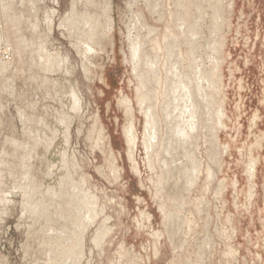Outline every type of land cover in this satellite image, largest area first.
Listing matches in <instances>:
<instances>
[{"label":"rangeland","instance_id":"rangeland-1","mask_svg":"<svg viewBox=\"0 0 264 264\" xmlns=\"http://www.w3.org/2000/svg\"><path fill=\"white\" fill-rule=\"evenodd\" d=\"M71 1L0 0V264L61 259V264H264V0H202L206 13L201 25L195 7L199 0H188L184 33L193 54L183 55L182 66L171 62L164 102L174 110L175 70L180 66L193 77L198 66L206 109L201 140L193 134L188 148V158L198 159L185 165L189 175L181 168L183 178L173 176L180 186H190L182 192L148 167L144 117L130 65L128 37L140 30L138 15L160 36L165 22L157 21L144 0H95L86 17L100 21L99 34L94 51L88 52L79 29L70 33L59 26L71 12ZM107 1L111 5L104 11ZM82 5L80 10L86 9ZM176 14L179 22L181 13ZM13 17H20L19 23ZM72 91L80 99L78 110L72 109ZM124 99L131 100L133 114ZM129 121L139 137L132 153L125 137ZM190 163L203 164L201 178ZM194 176L199 177L196 183L189 180ZM82 178L105 210L87 226L80 259L74 241L79 194L73 183ZM47 187L58 192V199L51 193L46 197ZM34 197L47 206L42 213L48 218L39 208L35 215L28 209ZM102 230L107 236L95 238ZM46 232L54 235L49 238Z\"/></svg>","mask_w":264,"mask_h":264},{"label":"bare ground","instance_id":"bare-ground-1","mask_svg":"<svg viewBox=\"0 0 264 264\" xmlns=\"http://www.w3.org/2000/svg\"><path fill=\"white\" fill-rule=\"evenodd\" d=\"M163 1L164 0H144V4L149 9V11L151 12V14L156 15L157 21H161L163 23L165 22V32H163V34L160 36L158 34V31L156 30L155 27H149L145 23L142 24V15L139 14L138 15V20L141 23L140 30L137 31L135 34H132V35L130 34L131 37L130 36L128 37V42H129V46L131 47L130 56H132V60H133L132 61V64H130V65L132 67L133 76L136 78V83H137V85L135 86L136 87L135 88V90H136V103H137V106H138L139 111L143 114L142 116L144 117V123H143L144 129H142L144 131H143V138H142L143 141L142 142L144 144V147L143 148H144L145 154L147 156L148 167L153 172L159 171L158 178L164 176V178L166 180L165 183H168L169 182V185H170V183L173 182L175 179L179 180L178 179L179 177H180V179L183 178V176H180L179 175L178 172H180V170L178 171V169H181V168L183 169L184 168V171H186L187 169H189V168L185 167V165H187V163H189L190 160L191 161L194 160V157L196 156V155L194 157L192 156L193 157L192 159L188 158V157H191V156L188 155V153L190 151V150H188L189 143L191 142L190 140H192V138H194L193 137V134L196 136L195 137L196 140H199L200 139V135H201L200 132H202L201 129L203 127L202 126V123H201L202 120H203L202 119V116H203L202 115L203 114L202 112H203V109H206V108H202L203 107L202 105L204 103H203V100H202V95L203 94H202V89H201V87H202V85H201L202 84L201 83V77H203L204 75L202 76L201 69L197 66L196 74L193 75V77H194L193 78L189 74L190 70H189V72H186L185 70H183L180 67V66L184 65L183 55L185 53H190V55L193 54V50H192V52H189L190 50H188L189 49V46L187 45V38H186V34L184 33V31L188 28V24H189L187 10H188V7L191 4H190V2L188 0H174V1H170L169 5L165 6L163 4ZM82 3H83L82 6H85L86 7V9H84V10H80V4H82ZM110 3H111V1L105 2V6L103 8L104 11H106V10H108V8H110V5H111ZM95 6H96L95 0H72L71 1V12L68 14V16H67L66 19H63V23L61 22L60 25H59V26H63L66 29H68L70 33L71 32L73 33L76 29H79L80 30V33L82 35L81 38H84L85 37V39H84L85 40L84 45H85V50L88 51V52L89 51H94L93 42L95 41L96 35L99 34L98 28H99L100 21L98 19H96V20L93 21L91 18L89 19L88 17H86L87 15H90L91 16V9H94ZM195 7H196L197 19H198L199 24L201 25V20L203 19L204 13H206V11H204L205 10L204 5L202 6V0H199L198 3H197V5H195ZM178 12L181 13V16H180V19L181 20L178 19L179 22L177 21V17L178 16L176 14ZM217 13H219V12L217 11ZM14 18L16 20L18 17L17 18L16 17H13V19ZM19 18H18V20H19ZM15 20L13 22H15ZM11 22H12V20H11ZM16 22H18V21L16 20ZM18 23H16V24H18ZM16 24L14 23L13 25H15V27H16ZM49 25H50L49 26V29H50V27H51V21L49 22ZM85 25H87V27H88L87 30H84L82 28ZM142 28H143L144 31H146V34L145 35H142ZM178 35H180V36H178ZM21 42H22V40L20 42L17 41L16 43H21ZM21 46H19V49H20ZM184 48H186L185 52H184ZM40 56H42V55H40ZM40 56H38V57H40ZM189 57H191V56H189ZM194 59H196V58H194ZM173 60H176V63L177 64H180L179 68H177L175 70V72L178 73V79L175 80V82H174L175 83V88H174V91L175 92H173L174 93L173 94L174 97H172V99L174 100V110L172 109L173 107L171 108L172 109L171 111H173V113H174V117H172L171 111L167 108V107L170 106V105L167 106L168 101H167V103H166V101L164 102L165 98L167 97V96H165L167 92L165 93L164 86L170 82V80L166 76H167V74L169 72L173 71L174 66H172V63H171ZM178 60L180 61L179 63L177 62ZM190 66H192V64ZM192 72L194 73V70ZM169 75H171V74H169ZM192 78H193V80H192ZM71 95H72V109L73 110H78L80 108V99H79V97L77 96V94L74 91H72ZM207 100H209V99H207ZM207 100H205V102H207ZM122 102L125 105H127V108H128V111H129V112L128 111L127 112L129 114H133L134 110H133V107H132V104H131L132 103L131 100L124 99ZM164 103H165V105L163 106ZM172 103H173V101H172ZM207 106H209V105H207ZM207 112H208V109H207ZM204 113L206 114L205 110H204ZM130 120H131V117H130ZM128 123L129 124H128L127 129H125L126 130L125 137L127 138L126 141H127L128 145H129L130 153H132L134 151V149L137 147V143H138L139 137H138V134L136 133V129L134 128V126L132 124V121L131 122L129 121ZM65 129H66L65 138L67 139V137L69 135V127L66 125L65 126ZM204 134L202 135L203 137H204ZM196 140H195V142H196ZM97 144H98V142H97ZM174 144H175V146H174ZM173 146L175 147V150L172 151L171 149H172ZM195 147H196V145H195ZM62 154H61V156H62ZM63 155L65 156V154H63ZM197 155H198V153H197ZM181 156L182 157H185V158H181ZM196 159H198V158H196ZM73 162H74V166L78 165L77 162H75V161H73ZM193 165L194 164H191V166H193ZM112 166H114V165H112ZM195 166L196 165H194V167ZM200 166H203V164L202 165H199V166H196V167H198L197 168V172H198ZM190 168L192 169L193 167H190ZM175 171L177 172L176 175H174L175 174ZM189 171L188 172L186 171L188 173V175H189ZM192 172L193 171H191L190 173H192ZM197 172H196V174H197ZM181 173H182V171H181ZM182 175H183V173H182ZM173 176L174 177L178 176V178L173 179ZM195 176H199L200 177L201 175H199V172H198V175H195ZM195 176H194V179H189V180H193L194 181L196 178H199V177H196L195 178ZM183 181H185V180L183 179L182 182ZM207 182H208V180H207ZM165 183H163V184H165ZM173 183L174 184H171V185H173L172 187H174V189L175 188H178L180 191L181 190L182 191H184V190L187 191V190L190 189L189 188L190 186L188 187V185L186 183H185V186H180L179 185L180 183L178 181H174ZM86 184H87V181L84 180L83 178H82V181H81L80 184L77 185V183H73V189H77V193L79 194V195L76 196V199H74L75 200V204H74V207H75L74 208L75 209V216L74 217H75L76 223L78 224L79 230L77 228V231L78 232L76 233V236H74L75 239L73 237L72 238L74 239V241L75 240L78 241V245L80 247L79 248L80 249L79 250L80 251V254H79L80 259H82L81 257L83 256V251H82L83 239L82 238H84V236H85V231H86L87 226L89 225V223L91 221H93L95 219V217L98 215V213L101 214L105 210V207L103 206L104 204L103 205L102 204L100 205V200H99L98 196L96 194H94V192L91 189L86 188L84 186ZM55 187L57 188V186H55ZM192 187H193L192 189H195V186L192 185ZM208 187H209V185H208ZM29 188H31V187H29ZM52 188L53 187H47V189L45 191L48 193V196L46 194V197H49V195L51 193V196L52 197H53V195L54 196L56 195L55 197L58 199V196H59L58 195V192H55L56 190L53 191ZM164 189H166V188H164ZM167 189H169V188H167ZM32 190H33V188H32ZM24 191H26V190H24ZM34 191H36V190H34ZM158 191H159V189H158ZM162 191H163V188H162ZM29 192L30 193L27 192L29 194L28 196H31L33 198L34 195L32 196V194L35 193V192L32 193L31 190H29ZM37 192H39V191L37 190ZM183 193H181V194H183ZM169 194H167V195H169ZM35 197H34V200H33L34 202L33 201L32 202L35 203V204L38 203L37 206L35 204H32V205H34L36 207L29 208L32 205H29V207H28V209H31L32 210L31 212L33 213V215H35L37 212H40V211L42 213L43 208H45V210L47 209V206H45L44 203L43 204L41 203V200L42 199L41 198L39 199L40 202H35V200H36ZM37 197H39V195ZM176 197H177V195H176ZM0 198H2V197H0ZM178 198H180V197H178ZM28 199L30 200L31 198H28ZM60 199H62V198H60ZM39 200H37V201H39ZM43 200H45V199H43ZM4 201H6V200H4ZM48 201H50V200H48ZM59 201L57 200V202H59ZM23 202L26 203L25 201H23ZM0 203H1V201H0ZM24 203H23V205H25V206L28 205L27 204L28 202L26 204H24ZM184 203H182V204H184ZM186 204H187V202H186ZM54 206L55 207H57V206L60 207V204H57L56 205V203H55ZM98 206H99V208H98ZM64 207L66 208V206H64ZM186 207H187V205H186ZM22 208H24V207H22ZM38 208H39V210L37 211ZM44 214L42 213V216ZM48 214H51V213L49 212ZM164 214L167 215L169 213L168 212L167 213L164 212ZM170 214H169V219L171 218ZM193 214H194V212H193ZM50 216H52V215H50ZM175 216H176V214H175ZM179 216H178V218L180 219L181 216L180 217ZM45 218H48L46 216V214H45ZM54 218H55V216H54ZM183 218H184V216H183ZM183 218H181V219H183ZM51 219H48V220H51ZM71 219L73 220L72 217H71ZM179 219H175V221L176 220H179ZM103 220L106 222L108 220V217L107 216H104V219H102V221ZM172 220H174V218ZM169 221H171V220H169ZM46 222L50 223L49 221H46ZM177 222H179V224H180V221H176V222H174V224L177 223ZM185 223H187V222H185ZM64 224H65V222H64ZM168 224H170V223H168ZM179 224L176 225V226H180ZM44 225H46V224H44ZM68 225H69V223H68ZM68 225H66V226L69 227ZM48 227H50V226H48ZM56 228L59 229L58 225L56 226ZM71 228H73V227H71ZM179 228L181 229V227H179ZM50 230H51V228H50ZM63 230H65V228ZM74 230H76V229H74ZM167 230H168V228H167ZM65 231H63V232H65ZM46 233H47V237H49V235L51 234L50 232H49L50 234L48 232H46ZM57 233L55 232V235H58L59 234V233L58 234ZM106 234H107V230H105V231L102 230V231H98L95 234L94 237L100 239V238H104ZM51 235H54V234H51ZM63 236H64V234H63ZM52 238H55V236L54 237L52 236L51 239ZM60 238H62V237H60ZM77 238H79V239H77ZM55 239H53V240L56 242ZM57 239H59V238H57ZM48 240H47V242H48ZM63 241H65V240L63 239ZM57 242H58V240H57ZM212 243H213V241H212ZM205 244H206V242H205ZM69 245L72 246V245H74V243H70ZM70 246H69V248H68V246H66V247L68 249H71ZM211 248H212V246H211ZM206 252H208V251H206ZM74 256H75V254H74ZM50 257H51V255H50ZM67 258L68 257H66V259ZM55 259H56V257H55ZM56 261L61 264L60 261H58V260H56ZM62 261H64V260H62ZM57 262L54 261L55 264ZM51 263L53 264V261Z\"/></svg>","mask_w":264,"mask_h":264}]
</instances>
